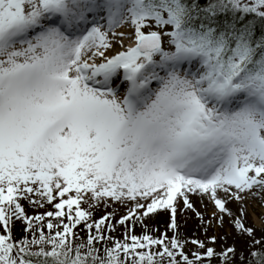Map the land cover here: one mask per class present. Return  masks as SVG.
Here are the masks:
<instances>
[{
	"label": "snow or ice",
	"instance_id": "6c2138e0",
	"mask_svg": "<svg viewBox=\"0 0 264 264\" xmlns=\"http://www.w3.org/2000/svg\"><path fill=\"white\" fill-rule=\"evenodd\" d=\"M124 25L135 46L107 55ZM254 187L264 0H0V264H202L214 248L193 240L205 251L190 257L166 233L133 234V222L167 209L175 230L190 193L231 216L218 193L242 201ZM22 199L55 211L30 217ZM107 201L131 204L123 241L109 234L113 213L93 219ZM13 219L32 235L14 240ZM235 226L252 237L245 264H264V236Z\"/></svg>",
	"mask_w": 264,
	"mask_h": 264
},
{
	"label": "rangeland",
	"instance_id": "374dc122",
	"mask_svg": "<svg viewBox=\"0 0 264 264\" xmlns=\"http://www.w3.org/2000/svg\"><path fill=\"white\" fill-rule=\"evenodd\" d=\"M128 28L131 29V34L128 39L123 38L122 41L130 40L134 42L133 28L130 25ZM130 44L131 43H129V45ZM116 49L118 48L116 47ZM116 49L115 43L112 42V48L108 51L107 55L111 56L112 54L109 52ZM120 51L122 50L120 49L118 52ZM120 76H122V73ZM116 82L118 83L119 81ZM124 91L125 90L122 91L121 88L119 94L122 95ZM218 195L228 200L227 207L233 215L230 216L226 213H221L209 196L206 195L205 198L201 197V195L190 193L189 200L193 204L194 210L187 209L182 198L177 199V228L175 230L170 227V210L164 209L158 210L143 221H134L135 227L133 234L140 236L147 233L154 237H160L162 234L166 233L169 239L175 237L184 243V251L188 253L190 257L196 252L205 251V249L199 248L197 244H193V240L202 241L205 244V248H214L217 254L224 252L229 247H234L236 249L235 254L247 252L252 242V237L246 233H241L235 226V220L241 219L246 227L254 229L255 238L257 240L264 236V188L254 187L250 192L244 194L245 199L242 201L232 199L223 192H219ZM259 201L260 203H258ZM82 206L85 208L88 207L87 204ZM130 207L131 204L122 205L114 201H107L106 203L97 205L93 209V219H99L105 213H113L114 219L111 223L115 225V230L111 231L109 234L113 240L123 241L127 229L125 226L119 225L117 221L127 213ZM47 211H55L54 206L52 204H45L42 208L36 207L33 211L25 212L31 217ZM197 212L201 215L198 216L196 214ZM128 227H131V225ZM24 229V221L13 219L11 223L12 238L18 241L19 239L17 238L19 236H22V238L25 236L30 237L32 234L26 232ZM45 231H47V229H45ZM4 232L5 229L0 227V233ZM77 237V243L81 242V239L86 237V233L83 231V225L77 229ZM212 237H215V242L212 241ZM111 243L112 241L109 240L105 246H111Z\"/></svg>",
	"mask_w": 264,
	"mask_h": 264
},
{
	"label": "trees",
	"instance_id": "16d2710c",
	"mask_svg": "<svg viewBox=\"0 0 264 264\" xmlns=\"http://www.w3.org/2000/svg\"><path fill=\"white\" fill-rule=\"evenodd\" d=\"M259 35V31H258ZM22 206L24 207L26 212L33 211L36 207L29 203L28 200L22 199L20 201ZM17 239H22V236H19ZM247 256V252L235 254L234 256H230L227 260L222 255H216L211 258V260L205 258L202 261V264H245V257Z\"/></svg>",
	"mask_w": 264,
	"mask_h": 264
},
{
	"label": "bare ground",
	"instance_id": "6f19581e",
	"mask_svg": "<svg viewBox=\"0 0 264 264\" xmlns=\"http://www.w3.org/2000/svg\"><path fill=\"white\" fill-rule=\"evenodd\" d=\"M128 26L129 25H124V26H121L120 28H118V29H116L115 31L116 32H123L124 33V36H123V38H126V39H128L129 38V35L131 34V29H129L128 28ZM123 38H121V37H119V36H111L110 35V39L112 40V42H114L115 43V49H116V47L118 48V49H116V50H112L111 52H109V53H111L112 55H115V53H118V51L121 49L122 51H125V50H127V48H129V47H133V46H135V41L134 42H131L130 40H128V41H123V43H120V41H121V39H123ZM129 43H131L130 45H129ZM134 43V44H133ZM108 54V53H107ZM197 195H201V194H197ZM201 197H205L206 198V195H201ZM258 203H260V201L258 202ZM262 203V202H261Z\"/></svg>",
	"mask_w": 264,
	"mask_h": 264
}]
</instances>
